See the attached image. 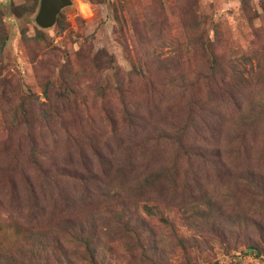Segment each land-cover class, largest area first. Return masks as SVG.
I'll use <instances>...</instances> for the list:
<instances>
[{
  "label": "rangeland",
  "instance_id": "374dc122",
  "mask_svg": "<svg viewBox=\"0 0 264 264\" xmlns=\"http://www.w3.org/2000/svg\"><path fill=\"white\" fill-rule=\"evenodd\" d=\"M72 1L0 0V264H264V0Z\"/></svg>",
  "mask_w": 264,
  "mask_h": 264
},
{
  "label": "water",
  "instance_id": "95a60500",
  "mask_svg": "<svg viewBox=\"0 0 264 264\" xmlns=\"http://www.w3.org/2000/svg\"><path fill=\"white\" fill-rule=\"evenodd\" d=\"M72 0H41L37 23L42 28L52 27L59 13L66 7L72 5Z\"/></svg>",
  "mask_w": 264,
  "mask_h": 264
},
{
  "label": "clouds",
  "instance_id": "9594fccd",
  "mask_svg": "<svg viewBox=\"0 0 264 264\" xmlns=\"http://www.w3.org/2000/svg\"><path fill=\"white\" fill-rule=\"evenodd\" d=\"M81 8H82V10L85 11V13H87V6L86 5H81Z\"/></svg>",
  "mask_w": 264,
  "mask_h": 264
}]
</instances>
